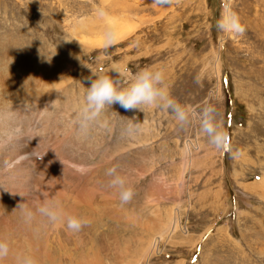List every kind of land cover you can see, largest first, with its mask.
<instances>
[{"label": "rangeland", "instance_id": "1", "mask_svg": "<svg viewBox=\"0 0 264 264\" xmlns=\"http://www.w3.org/2000/svg\"><path fill=\"white\" fill-rule=\"evenodd\" d=\"M237 16L242 32L232 23ZM117 26L125 29L124 38L102 45ZM17 61L51 67V85L45 90L47 82L31 81V72L25 82L5 73L4 85L16 106L26 100V108H46L48 118L61 122L67 133L56 143L57 154L94 159L85 170L96 169L89 181L97 185L86 184V191L95 187V201L105 194L100 203L115 202L123 211L121 220L101 216L92 222L93 249L101 247L99 238L116 231L120 251L126 250L124 264H145L140 257L152 238L158 248L148 264H264V0H0V69ZM146 68L164 71L181 104L199 110L215 103L232 149L239 151L233 156L227 147L215 150L196 126L182 128L170 111L159 108L125 110L116 104L99 123L82 129L75 120L67 127L71 119L62 114L71 117L80 107L92 73L118 70L131 80ZM21 129V135L12 128L10 137H0L7 154L20 149L18 143L26 148L28 140L33 149L37 146V128L29 134ZM47 156L32 155L35 171L53 169ZM107 168L129 177L135 189L130 203L122 206L117 191L107 185ZM33 189L27 193L31 207L43 198ZM152 211L161 221L176 214L174 232L160 237L149 226ZM23 238L13 235L8 241L16 246ZM111 250L108 259L117 256Z\"/></svg>", "mask_w": 264, "mask_h": 264}, {"label": "bare ground", "instance_id": "2", "mask_svg": "<svg viewBox=\"0 0 264 264\" xmlns=\"http://www.w3.org/2000/svg\"><path fill=\"white\" fill-rule=\"evenodd\" d=\"M228 9L229 8L225 6L224 12ZM110 23L111 22H109V24ZM110 25L112 26L113 24ZM124 30L125 29L121 28L118 29V26L113 28L106 39H102L104 41L101 44L107 46L111 43L118 42L119 39L124 38L126 35V31L124 32ZM99 41L100 40H98V42ZM42 64L43 63L36 61L25 62L23 65V63L21 64V62L17 61L13 63V65L7 64L6 66H9L8 68L5 66L4 68L0 69V137L3 136L2 134H7V136H9L11 134L12 128H14V130L16 129V133L18 135L23 134L19 131L22 130L21 128H23L24 131L28 132L27 134H29V129L32 130L33 126L37 128L34 129V132H37L39 135H37L39 139L35 141L37 146L34 149V146H32L34 143L33 140H28L29 136L26 135V139L28 140L26 148L24 145H21L25 143H18L20 149L18 147L13 149V147L15 148L17 146L12 144L14 142L13 141L11 143L13 145V150L11 153L7 154L3 149L4 147L0 145V237H4L8 240V238H12L13 235H21L23 237L27 236V238H23L24 243L22 240H19L17 241L16 246H11L13 258H10L7 261V264H16V258L24 256L34 257L37 261V264H124L123 262L126 250L123 252L120 251L121 238L119 237L120 235L117 236L115 233L116 231L114 234H112V236L109 235L107 237L98 239V243L96 244L101 245V247L96 249H93L92 247V237L95 234L93 233L94 228L92 226V222L96 219V217L98 218L101 216H108V218L118 219L120 214L123 212L117 210V208L114 206L115 202L108 204V207L105 204L100 203L105 197V194L102 197V193H100L98 197L100 198V201H95L93 197V195H95V191H92V189H95V187L86 191L90 186H87L86 184L91 183L89 180L91 178L93 179V174L95 173L96 169H85L90 168L89 166L92 164V162H94V159L90 161L91 159L89 158V155L85 154H76L77 156H72L73 153H68L65 156L63 154L58 155L59 153L57 154L56 143L61 141L60 135L67 133L63 131L64 127L61 125V122H59L56 118H54V120L48 118L47 112H44L46 108H42V110L26 108V100L23 102L20 101V103L16 106L17 103L15 104V100H13V98L10 96L11 92L9 93L8 86L4 85V81L7 80V77L5 76L7 75L19 82H25L24 80L29 77L26 72H31L33 74V79L30 77L29 79L36 82H47L46 87L44 88L47 90V87H50L51 85L48 83L51 79V67ZM5 73H7V75ZM27 86L31 91L34 89L30 81L29 85ZM45 94L42 93L41 96L43 95L42 97H45ZM41 96L39 95V97ZM30 102L31 100L29 103ZM62 116L67 119H71L69 124L66 122L68 124L67 127H69L72 122L76 120V112H74L71 117H69L68 113H63ZM17 123H19L18 125H20V127L17 126ZM51 131H53V134ZM71 131L77 132L76 128ZM23 140L24 139H22V141ZM1 141H3V139ZM18 141L20 140L18 139ZM102 142H104L103 139ZM94 151L98 152L97 149ZM50 153H52V157L48 155ZM106 153L107 154L104 156L108 157L110 153ZM32 155H39V157L48 155L51 157L50 164L53 169L50 167L51 170H48L46 167L47 170L35 171L33 166H37L38 163L32 159ZM95 161L97 162V160ZM105 162L107 163L106 159ZM103 165H99L101 169H105L106 166ZM92 185L97 184L95 183ZM107 185L109 186V184ZM31 186L35 188V190H33L35 191L36 195L38 194V196H42L41 194H43L42 199L38 197V202H40V204L42 201L47 199L58 201L68 213L87 217L91 221L90 225L84 228L81 232L72 234L68 232L63 226H53L39 216H36L31 220L26 219L24 210L16 207L20 203L24 205L25 209H34L36 207V205L31 207L33 201H30V196L27 194L28 188ZM4 187L11 189L13 194L7 191ZM99 188L102 189V186ZM38 190L39 192L37 193ZM52 191H54V193ZM110 194L113 195L112 193ZM53 197H58V199H54ZM8 206L9 208H7ZM152 212L155 215V218L151 220V225L149 226L157 229L160 237L163 238L164 234L168 235L169 233L171 234L174 232L179 224L178 216L176 214H171L166 221H161V219L159 220L158 214L156 213L157 211ZM8 222H13L14 224H17L18 227L16 229H11L7 226ZM117 224L118 222L116 225ZM152 227L149 228L152 229ZM107 228L108 230H113L115 225L113 229L110 225H108ZM57 229L60 231H57ZM155 239L152 238L151 241L147 243L144 251L142 252V256L140 258L144 260L143 263L145 264H148V258L156 253V248H158V246ZM88 248H90V251L88 250L83 252ZM111 248L114 253L117 254V256L115 255L114 259H108L106 257L107 251H109Z\"/></svg>", "mask_w": 264, "mask_h": 264}, {"label": "clouds", "instance_id": "3", "mask_svg": "<svg viewBox=\"0 0 264 264\" xmlns=\"http://www.w3.org/2000/svg\"><path fill=\"white\" fill-rule=\"evenodd\" d=\"M237 31H243V25L238 16L232 18ZM72 39H65L70 42ZM55 54V53H54ZM115 75L92 73L90 86L86 87L83 102L76 111V123L86 129L98 122L103 114L113 110V105L119 104L125 110L144 111L146 109H162L170 111L178 126L189 128L196 126L207 143L217 151H225L226 147L233 156L239 149H232L229 133L225 128L215 103H205L199 110L191 105L181 104L176 100L166 83L163 70L146 68L134 75L131 80L125 79L123 73L114 70ZM108 184L117 191L120 204L126 205L135 196V189L128 183L127 178L115 168L107 170ZM28 220L39 216L49 224L63 226L68 232L77 234L90 225L91 221L84 216L70 214L55 200H44L34 209H25ZM13 258L11 243L0 237V264H7ZM16 264H37L34 257L16 258Z\"/></svg>", "mask_w": 264, "mask_h": 264}]
</instances>
